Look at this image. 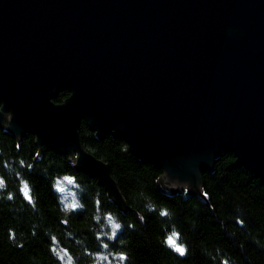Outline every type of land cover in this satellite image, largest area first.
<instances>
[{
	"label": "water",
	"instance_id": "water-1",
	"mask_svg": "<svg viewBox=\"0 0 264 264\" xmlns=\"http://www.w3.org/2000/svg\"><path fill=\"white\" fill-rule=\"evenodd\" d=\"M83 121L166 191L202 194L224 153L264 182V0H0V129L70 157L128 211Z\"/></svg>",
	"mask_w": 264,
	"mask_h": 264
},
{
	"label": "trees",
	"instance_id": "trees-1",
	"mask_svg": "<svg viewBox=\"0 0 264 264\" xmlns=\"http://www.w3.org/2000/svg\"><path fill=\"white\" fill-rule=\"evenodd\" d=\"M79 134L109 165L128 211L70 157L0 129V264H264V182L232 153L195 195L166 191L164 171L123 141L99 139L84 121ZM174 234L183 254L167 242Z\"/></svg>",
	"mask_w": 264,
	"mask_h": 264
},
{
	"label": "snow or ice",
	"instance_id": "snow-or-ice-1",
	"mask_svg": "<svg viewBox=\"0 0 264 264\" xmlns=\"http://www.w3.org/2000/svg\"><path fill=\"white\" fill-rule=\"evenodd\" d=\"M25 194L27 195V186H25ZM166 214V213H165ZM114 227H119V225H114ZM168 244L172 247H174L176 249V251L180 252L181 254L184 253L185 249L178 246L177 243H176V238H175V234L173 236H169L168 237Z\"/></svg>",
	"mask_w": 264,
	"mask_h": 264
},
{
	"label": "rangeland",
	"instance_id": "rangeland-1",
	"mask_svg": "<svg viewBox=\"0 0 264 264\" xmlns=\"http://www.w3.org/2000/svg\"><path fill=\"white\" fill-rule=\"evenodd\" d=\"M65 183H66V185L68 186L69 185V188L72 186V184H73V182L71 181V180H67V181H65ZM172 185V184H171ZM171 185L170 184H168V183H165V186H167V187H171ZM64 189H66L65 188V186H64ZM177 243V242H176ZM178 245V244H177ZM67 264H72L71 263V261L69 260V259H67Z\"/></svg>",
	"mask_w": 264,
	"mask_h": 264
},
{
	"label": "flooded vegetation",
	"instance_id": "flooded-vegetation-1",
	"mask_svg": "<svg viewBox=\"0 0 264 264\" xmlns=\"http://www.w3.org/2000/svg\"><path fill=\"white\" fill-rule=\"evenodd\" d=\"M66 93H67V92H66ZM67 95L69 96V94H68V93H67ZM68 96H67V97H68ZM65 99H66V98H65Z\"/></svg>",
	"mask_w": 264,
	"mask_h": 264
}]
</instances>
